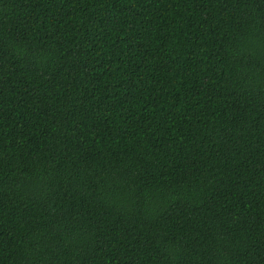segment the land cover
Masks as SVG:
<instances>
[{"label":"trees","instance_id":"trees-1","mask_svg":"<svg viewBox=\"0 0 264 264\" xmlns=\"http://www.w3.org/2000/svg\"><path fill=\"white\" fill-rule=\"evenodd\" d=\"M0 264H264V0H0Z\"/></svg>","mask_w":264,"mask_h":264}]
</instances>
